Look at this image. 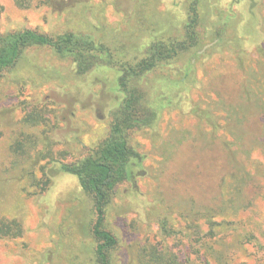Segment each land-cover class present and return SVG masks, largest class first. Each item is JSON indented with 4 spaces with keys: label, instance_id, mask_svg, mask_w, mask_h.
Listing matches in <instances>:
<instances>
[{
    "label": "rangeland",
    "instance_id": "rangeland-1",
    "mask_svg": "<svg viewBox=\"0 0 264 264\" xmlns=\"http://www.w3.org/2000/svg\"><path fill=\"white\" fill-rule=\"evenodd\" d=\"M19 1L0 0V34L82 33L132 61L157 39L186 38L192 0ZM198 14L196 46L129 85L149 121L129 131L131 177L110 196L109 264H140L144 249L217 264L194 253L197 225L200 252L215 242L230 264H264V0H199ZM120 75L102 62L78 74L44 47L2 73L0 264H97L94 199L59 169L109 136ZM18 140L27 154L15 157Z\"/></svg>",
    "mask_w": 264,
    "mask_h": 264
},
{
    "label": "trees",
    "instance_id": "trees-1",
    "mask_svg": "<svg viewBox=\"0 0 264 264\" xmlns=\"http://www.w3.org/2000/svg\"><path fill=\"white\" fill-rule=\"evenodd\" d=\"M18 6L21 2L16 0ZM199 0H192L188 7V21L185 23L186 38L157 39L146 49L141 59L122 61L108 46L97 43L90 35L82 33H66L58 36H48L35 31L23 30L7 34H0V77L7 69L13 68L21 55L32 47H44L50 49L60 57L71 58L76 65L78 74H86L98 62L118 70L121 75L118 78L120 93L124 94V101L113 115V122L109 136L101 143L98 150L79 163L60 164V171L77 177L80 186L89 192L94 199V212L96 215L93 227V236L97 242L95 255L97 264H109L108 255L117 244L116 238L105 227V217L110 203L111 193L115 187L130 179L128 166L134 153L128 143L129 131L139 128L149 120L143 118L139 105V96L136 90L130 88V83L142 77L150 70L175 59L180 53L193 49L198 41L196 28L199 23ZM114 52V53H113ZM26 148L18 140L12 146L11 153L16 156L26 155ZM47 181L44 182L46 184ZM214 204L210 209L221 212V202L216 198L211 200ZM165 223V222H164ZM163 228V226H162ZM166 236H173L176 232L172 227L164 226ZM191 245L194 253L207 257L209 251L217 264H230L232 252L222 250L215 242L210 244L205 253L200 248L206 245L199 225ZM240 233H238L239 235ZM253 234H243L241 242L255 241ZM197 248H194V247ZM230 252V253H229ZM211 254V253H210ZM209 254V255H210ZM140 264H189L179 261L176 255L168 256L155 253L153 249H144Z\"/></svg>",
    "mask_w": 264,
    "mask_h": 264
}]
</instances>
